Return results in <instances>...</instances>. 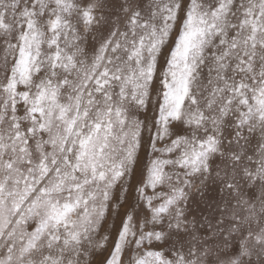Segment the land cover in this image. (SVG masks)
Wrapping results in <instances>:
<instances>
[{"label": "snow or ice", "instance_id": "snow-or-ice-1", "mask_svg": "<svg viewBox=\"0 0 264 264\" xmlns=\"http://www.w3.org/2000/svg\"><path fill=\"white\" fill-rule=\"evenodd\" d=\"M0 264H264V0H0Z\"/></svg>", "mask_w": 264, "mask_h": 264}]
</instances>
